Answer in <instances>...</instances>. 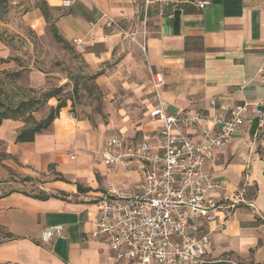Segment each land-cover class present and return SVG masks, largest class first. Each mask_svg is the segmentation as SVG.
Masks as SVG:
<instances>
[{"label": "crops", "instance_id": "obj_1", "mask_svg": "<svg viewBox=\"0 0 264 264\" xmlns=\"http://www.w3.org/2000/svg\"><path fill=\"white\" fill-rule=\"evenodd\" d=\"M45 1L58 34L77 51L75 40H80L84 61L97 70L95 83L111 99L102 104L95 132L89 121L74 118L69 103L32 142H16L22 125L2 121L4 153L34 170L54 163L65 178L52 180L50 187L67 196L0 195V226L10 235L0 241V264H128L90 236L94 197L112 179L131 186L142 178L137 169L115 172L103 163L105 139L140 140L160 126L148 115L156 104L149 82L153 72L163 75L160 95L170 114L178 109L224 112L220 106L263 102L264 0H75L69 7H62L61 0ZM34 12L36 17L25 23L40 33L45 20L38 8ZM106 16L119 27L106 26ZM1 45L4 57L8 46ZM259 109L263 116L246 121L231 143L204 164L219 183L213 191L216 217L202 227L212 240L205 258L215 263L208 264L226 258L264 263V105ZM93 148L99 152L95 165ZM69 151L77 159L65 164ZM86 195L92 196L87 200ZM56 224L63 226V237L43 242V229Z\"/></svg>", "mask_w": 264, "mask_h": 264}, {"label": "built area", "instance_id": "obj_2", "mask_svg": "<svg viewBox=\"0 0 264 264\" xmlns=\"http://www.w3.org/2000/svg\"><path fill=\"white\" fill-rule=\"evenodd\" d=\"M74 1L61 0V6L69 7ZM105 25L119 27L108 16ZM75 44L83 50L79 39ZM140 47L145 52V44ZM149 82L156 104L148 115L160 126L140 140L109 137L102 151L103 163L113 171L137 169L142 178L131 186L112 179L94 197L96 213L90 236L103 240L113 258L128 264L215 263L205 258L212 240L202 227L216 217L219 204L213 191L219 183L207 174L204 164L216 150L231 143L246 121L263 116L259 107L264 101L220 106L224 112L178 109L170 114L160 95L163 75L153 72ZM62 231L60 224L47 226L41 240L63 237ZM218 264L237 263L226 258Z\"/></svg>", "mask_w": 264, "mask_h": 264}, {"label": "rangeland", "instance_id": "obj_3", "mask_svg": "<svg viewBox=\"0 0 264 264\" xmlns=\"http://www.w3.org/2000/svg\"><path fill=\"white\" fill-rule=\"evenodd\" d=\"M36 3L37 0H9L0 9V43L8 46V55H0V104L15 107L22 100L37 98L41 104L33 116L40 120L47 115L51 106L58 102L64 105L69 103V111L74 118L89 121L95 132L99 117H103L102 104L111 97L95 83L97 70L90 68L81 52L55 41L51 14L48 20L44 19L45 28L40 33L33 30L30 23H25L36 17ZM24 15L28 17L24 19ZM48 91L54 92L55 97L46 99L43 94ZM16 121L22 127L26 125L21 119ZM3 148L0 143V195L19 191L30 196H67L65 192L50 187L52 180L65 178L56 171L54 163L47 164L43 170H34L32 165H23L16 157L5 154ZM94 149L90 150L92 165L99 161V152ZM66 153L69 156L65 164L77 159V153ZM71 154H74V159L70 158ZM3 170H7L6 177L2 175ZM25 176L30 178L26 179ZM6 235L7 232L0 226V241Z\"/></svg>", "mask_w": 264, "mask_h": 264}, {"label": "trees", "instance_id": "obj_4", "mask_svg": "<svg viewBox=\"0 0 264 264\" xmlns=\"http://www.w3.org/2000/svg\"><path fill=\"white\" fill-rule=\"evenodd\" d=\"M9 0H0V9L8 3ZM36 8H38L41 12V15L45 20L49 19L50 16V8L45 0H37ZM53 37L57 43L62 44L64 47H70V44L60 35L58 34L54 24L51 25ZM55 93L52 91H48L43 94V96L48 99L51 97H55ZM41 102L37 98H30L22 100L15 107H4L0 104V125L5 119H21L24 124H26L21 130H19L15 141L16 142H32L35 136L42 131L46 130L52 121L57 117L60 109L64 106L63 102H58L56 106H51L47 115L37 120L33 116V112L39 107ZM26 179H29V176H25ZM62 179V178H59ZM80 190V187H77ZM52 195H42V196H33L38 199H46L51 197ZM6 237H10L7 233ZM264 264V263H258Z\"/></svg>", "mask_w": 264, "mask_h": 264}]
</instances>
